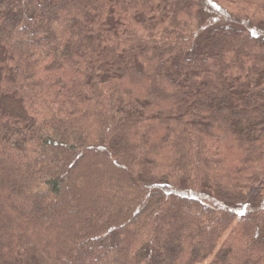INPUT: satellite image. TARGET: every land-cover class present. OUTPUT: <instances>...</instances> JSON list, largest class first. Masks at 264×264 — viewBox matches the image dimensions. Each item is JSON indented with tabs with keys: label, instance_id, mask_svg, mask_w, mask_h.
I'll return each instance as SVG.
<instances>
[{
	"label": "trees",
	"instance_id": "1",
	"mask_svg": "<svg viewBox=\"0 0 264 264\" xmlns=\"http://www.w3.org/2000/svg\"><path fill=\"white\" fill-rule=\"evenodd\" d=\"M0 264H264V0H0Z\"/></svg>",
	"mask_w": 264,
	"mask_h": 264
},
{
	"label": "rangeland",
	"instance_id": "2",
	"mask_svg": "<svg viewBox=\"0 0 264 264\" xmlns=\"http://www.w3.org/2000/svg\"><path fill=\"white\" fill-rule=\"evenodd\" d=\"M44 210H48L49 209V206H45V207H42ZM72 210H74L73 212L74 213H77L78 212V209L77 208H72Z\"/></svg>",
	"mask_w": 264,
	"mask_h": 264
}]
</instances>
